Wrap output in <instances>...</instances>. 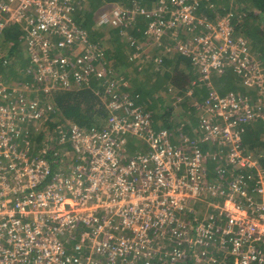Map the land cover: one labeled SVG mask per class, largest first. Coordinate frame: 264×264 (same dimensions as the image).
Instances as JSON below:
<instances>
[{"label": "built area", "instance_id": "obj_1", "mask_svg": "<svg viewBox=\"0 0 264 264\" xmlns=\"http://www.w3.org/2000/svg\"><path fill=\"white\" fill-rule=\"evenodd\" d=\"M82 1L0 0V41L5 28L19 27L29 60L26 81L8 85L13 63L0 51V264H264V157L240 150L247 127L264 125V62L231 35L233 0L228 9L225 0L113 5L96 25L128 29L144 19L145 41L128 39L130 61L140 58L139 45L170 35L200 77L232 72L243 94L191 101L194 123L173 132L155 128L138 96L107 79L105 130L71 125L55 140H23L32 123L54 114L49 95L105 76L93 66L103 46L74 20ZM200 2L214 19L197 16ZM194 23L208 33L183 42ZM126 137L137 146L130 155ZM210 245L220 258L203 249Z\"/></svg>", "mask_w": 264, "mask_h": 264}, {"label": "trees", "instance_id": "obj_2", "mask_svg": "<svg viewBox=\"0 0 264 264\" xmlns=\"http://www.w3.org/2000/svg\"><path fill=\"white\" fill-rule=\"evenodd\" d=\"M227 1L228 0H225L221 4L222 6H226V9L229 8ZM132 2H137L141 6L151 8L154 6L156 0H83L81 12L76 15V23L84 30L87 28L93 30L92 27L94 25V21L97 19L98 12H100L104 7L106 8L108 6L106 8L108 9L114 4L127 6ZM232 3V7L236 8L237 12L230 19V26L232 29L231 35L234 36L235 39H243L246 42L250 55L258 62L263 63L264 0H233ZM213 11H215L214 8L211 9L205 2H200L196 13L198 17L205 16L209 20L215 18ZM217 13L223 14L224 12L218 7ZM146 26L147 22L144 19L139 18L137 22L133 24L132 28H128V30H130L129 33L132 35V39L141 40ZM192 27L193 28L190 31L191 33L182 32L181 37L184 39L183 42L192 40L195 36L205 35L208 33V30L204 27V25L194 23ZM21 37L22 32L17 26H9L5 28L1 35L0 49L2 51H6L5 53L7 54L8 59L13 63L12 67L6 72V78L10 77V74L12 73L17 74L18 72L22 74L21 72L23 69L29 64V60L24 53L23 62L19 59L21 53L19 41ZM108 42L111 44L112 50H103L104 60L100 62L102 64L99 66L100 69L104 70L105 76L103 79L93 76L85 84H82L79 87H75L69 91H56L49 95V101L55 109L54 114L50 117H53L56 120L55 123H51L50 120L46 122L45 125L49 131L54 130L53 128L56 129L58 125H62V130L68 132L69 127L71 126L70 124L85 130H90L93 127L98 131L105 130L108 127L111 117V113L105 110L106 106L102 99L104 97L103 84L105 86L108 85V83H105L107 78H109V82L114 80L117 84H120H118L116 92L120 90L123 92L125 91V93L130 96H138V104L147 105L148 103L151 110L153 109L154 111L157 108V104L160 105L159 108H162L161 110L164 111L153 117V119H156L161 123L158 125L156 121L154 124L155 128L161 127L170 129L171 126L174 125L171 120V114L173 111L172 106L165 110V104L163 102L159 101L155 104L152 102L150 104L147 99L148 97L151 98L155 92L165 89L168 85L176 89L178 94L183 93L188 90L187 88H190V90H192L191 98H196V96L200 93L203 94L201 95V98L197 97L198 99L206 98L213 92H210L212 88L214 89V92H217L220 95L225 93L229 94V92L238 90L237 81L235 79L234 81L232 77H230L226 83H223V80L220 79L212 84L211 87L205 86V80H203V82L199 81L200 76L192 68L190 60L174 51L176 43L173 41H170L172 46L170 49L173 53L169 56L167 55L168 58L164 57L163 59L161 54H154L153 56L156 60H159V62L155 61V59V62L153 59L150 60V66H154L156 64V68H162V75L156 73L155 67L153 72L154 74L150 75L149 71L143 68L144 66H136L138 64V62H136L137 60L130 61V54L134 51V46H132L131 41H127L126 43L120 39L119 29L112 31V35H109ZM92 43L96 44V41L92 39ZM127 48L129 49V52L126 55L124 53V49L126 50ZM154 50H156V48ZM96 65L97 63L94 62L93 66L95 67ZM14 69H16V72L13 71ZM114 73L116 74L113 75ZM118 74L124 76V78L119 80V76H117ZM155 75H157L156 78H154ZM21 77V75H18L17 82L26 81V79H21ZM191 98L188 97L185 99L190 100ZM190 111L194 114V110L192 108H190ZM181 123H185V121L182 119ZM187 123L191 124V122H186V124ZM262 125L258 127L256 126V128L247 127L242 135L241 143L245 146L248 145L246 148L248 151H253V153L261 154V156L264 157V141H261V137L264 135V125ZM172 131L174 132V129ZM206 163H211L209 158H206ZM213 166L215 168V165ZM185 264H195V262L186 260ZM223 264L233 263L226 261Z\"/></svg>", "mask_w": 264, "mask_h": 264}, {"label": "rangeland", "instance_id": "obj_3", "mask_svg": "<svg viewBox=\"0 0 264 264\" xmlns=\"http://www.w3.org/2000/svg\"><path fill=\"white\" fill-rule=\"evenodd\" d=\"M115 5H119V4H114ZM108 7V6H107ZM106 7V8H107ZM113 7V6H111ZM153 7V6H152ZM224 8L226 6H223ZM105 7L102 9H106ZM240 8V7H238ZM101 10V11H102ZM100 11V12H101ZM98 12V15L99 13ZM74 20L77 21L76 19V16H74ZM93 30L91 29H86L87 31V34H88V39L89 41L92 43V39H94L96 41V45H102V49L105 50H112V47H111V44L108 42L109 40V35H112V31H116V29H119V37L121 40L125 41L127 43V41H129L128 39L131 38V34L129 33L130 30L126 29V28H116V27H113L111 25H107V26H102V27H99L96 25V20L94 21V25H93ZM145 31V30H144ZM142 41H145V37L144 35L142 36L141 38ZM140 40V41H141ZM141 41V43H142ZM138 44V43H137ZM142 49V56H140V58L137 59L136 62H138V65H141V66H144L143 68L148 70L150 75H153L154 73V67L156 66V64L154 66H150V60L155 59V57L153 56L154 54L155 55H160L163 57H166L168 58L169 55H171V53L173 51H171L170 48H172L171 44H170V35L168 36H165L163 37L160 41L158 42H148L147 44H145L143 47L141 45H139ZM25 44L24 43H20V48H21V53H20V61L23 62V53L25 51ZM153 48V49H152ZM156 48V50H154ZM152 49V51H151ZM154 50V51H153ZM2 53H5L6 51H2L0 50ZM129 52V49L127 48L126 50L124 49V53L127 55ZM6 54V53H5ZM168 55V56H167ZM103 60H104V57H103ZM155 62V61H154ZM96 66H100V64H97ZM14 72H16V69L13 70ZM155 71L156 73L162 75L163 74V70L162 68H156L155 67ZM126 72V71H125ZM22 73V72H21ZM116 73H114L113 75H115ZM18 75H21V79H23V75L18 73L17 74H10V77L6 78V72L4 73V77H5V80L7 81L8 85H16L17 84V77ZM127 75V73H126ZM125 75V76H126ZM117 76H119V80L123 79L124 76H121L120 74H118ZM157 75L154 76V78H156ZM232 77V79L236 80L237 81V88L238 90L237 91H232V92H229V93H235V94H243L245 89L238 83L239 82V79L233 75L231 72H223L222 75H216V74H211L210 77H200L199 78V81L200 82H203V80H205V86H211L212 84H214L217 80H220L222 79L223 80V83H226L228 82L227 80ZM109 79V78H107ZM118 80V81H119ZM234 80V81H235ZM19 82V81H18ZM119 84V83H118ZM120 85V84H119ZM188 89V90H187ZM186 90L187 91H184L186 93H179L177 92L176 89L172 88L170 85H168L165 89L163 90H160V91H157L155 92L152 97H148L147 99L149 100L150 104L153 102L154 104L159 101L163 102L165 104V110L168 109V107L172 106V125L171 126V129L173 130H180V131H184V130H187L189 127L188 125L190 123H187L186 122H191L194 123L193 121V118H194V115L195 114H192V112L190 111V108H191V101H194V100H203V99H198L199 97L201 98V95L203 94H198L195 97H192V90H190V88H187ZM190 90V91H189ZM213 90H210V92H212ZM122 93H124L125 95V91H121ZM214 92V91H213ZM105 93L106 90H105ZM219 94V93H218ZM228 93H225V94H221L222 95H227ZM220 95V94H219ZM116 96V95H115ZM117 97V96H116ZM190 97L191 99L190 100H187L185 98H188ZM198 97V98H197ZM103 102L106 106L105 110H109L108 107H109V104L111 103V100L113 99V97L111 96V100L109 101V97L108 96H104L103 98ZM144 106V108L146 110H148L149 114H151L152 116V119L153 117L156 115V114H161V112H163L164 110H161L162 108H159L160 105L157 104V108L155 109V111L151 110V108L149 107V104L147 103V105L145 106L144 104H142ZM175 107V108H174ZM109 112V111H108ZM47 116H44L43 119L39 120V121H35L34 123H32L31 126L28 127L27 130H24L26 132V134H23V140H30V141H35V142H40V143H43L45 140H55L57 137H58V134L57 132H61V133H67L65 130H62V125H58V127L55 129L53 128L54 130H51L49 131V129L46 128V125L43 124L44 120L47 119ZM170 117V116H169ZM168 117V118H169ZM184 120L185 123H181V120ZM153 121H157L158 125H160L161 123L156 120V119H153ZM50 122L51 123H55L56 120L53 118V117H50ZM70 125H73V124H70ZM157 125V127H158ZM262 124L260 123H257V124H254L251 128H256V126H260ZM263 126V125H262ZM47 130H46V129ZM94 128V127H93ZM264 128V126H263ZM59 130H62V131H59ZM85 130V129H83ZM190 135L193 137L194 134L192 132H190ZM263 138V137H261ZM59 140V139H58ZM126 140H129L127 141V144H125L122 148L123 151H125L127 153V155H130L132 154L137 146H136V142L135 141H130V140H135L134 138H129V137H126ZM142 145H143V142H142ZM205 146H210L209 144H206ZM248 147V145H244V144H240V150L244 151H248L246 148ZM244 149V150H243ZM251 153H253V151H248ZM207 164V163H206ZM207 166L211 169H214V166L213 164L211 163H208ZM199 203L195 204V206H198ZM193 219L194 220V217L193 215L190 216L189 219ZM195 224V223H194ZM196 225V224H195ZM206 252H212V254L214 256H217L218 258H220V253L219 251L217 250L216 246L215 245H210L208 248H203ZM223 264V263H221Z\"/></svg>", "mask_w": 264, "mask_h": 264}, {"label": "crops", "instance_id": "obj_4", "mask_svg": "<svg viewBox=\"0 0 264 264\" xmlns=\"http://www.w3.org/2000/svg\"><path fill=\"white\" fill-rule=\"evenodd\" d=\"M136 41H140L139 39H135ZM142 41V40H141ZM207 87H211V86H207ZM212 90L214 91V89L212 88ZM261 141H264V135Z\"/></svg>", "mask_w": 264, "mask_h": 264}, {"label": "clouds", "instance_id": "obj_5", "mask_svg": "<svg viewBox=\"0 0 264 264\" xmlns=\"http://www.w3.org/2000/svg\"><path fill=\"white\" fill-rule=\"evenodd\" d=\"M245 92V91H244Z\"/></svg>", "mask_w": 264, "mask_h": 264}]
</instances>
